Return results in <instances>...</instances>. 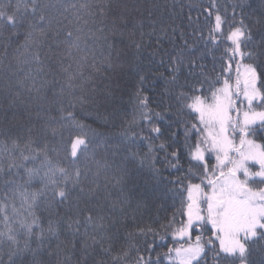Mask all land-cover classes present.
<instances>
[{
	"label": "snow or ice",
	"instance_id": "obj_1",
	"mask_svg": "<svg viewBox=\"0 0 264 264\" xmlns=\"http://www.w3.org/2000/svg\"><path fill=\"white\" fill-rule=\"evenodd\" d=\"M245 6L252 7L245 5L244 0H240L239 5H233L231 20L217 13L214 23H210L208 27V35L204 37L205 43L226 45L219 58L220 72L214 79L201 72L200 75H203L204 79L194 83L186 80L181 84L176 76L168 81L174 87L189 88L192 95L189 91L181 90L175 94V100L180 103L181 111L189 109L190 114L198 116L197 122L190 126L186 124L185 127L190 165L187 174L170 181L174 185H180L178 192L181 195V209L173 215L167 225L160 226L164 232L163 236L151 227L141 228L138 232H129L126 237L129 242L128 248L117 255H112V251L120 243L122 221L115 216L106 217L99 214L104 212L102 205L95 209L96 216L89 214L81 221V213L86 209L89 213L94 210L88 209L87 203L95 197L96 188L86 190L81 185V172L78 167L72 171L53 164L47 154V144L42 147L36 146L39 144L40 136L39 133L34 135L35 124L17 126L12 123L18 120L16 108L19 92L8 100L6 107L0 105V161L7 159L10 173L15 172L19 175V170L23 169L26 176L23 183L12 179L5 181L6 186L13 185V187L9 188L11 195L6 194L0 200V217L3 223V229H0V254L4 247L8 249V259L5 261L0 258V264H26V261L28 264H122V261L129 259L131 250L134 249L137 253L141 251L131 243L137 235L147 236L151 233L154 237L164 240L169 230L175 243L180 241L187 243L186 247L182 243L178 247L170 246L168 253L165 254L171 260L172 254L175 253V261H178V264H201L209 251L213 253L212 259L215 261L238 258L240 264H253L249 259L252 245L264 241V144L249 138L264 132V110L256 111L254 108V104H258L264 109V71L259 73L257 71L264 70V0H258L257 6L253 8L255 17L248 18L250 21L248 23L245 22V18L235 20V8L242 9L243 17ZM112 7L110 0H101L96 4L85 0L78 7L75 4L66 5L63 0H56L55 3H41L40 0H31V3H28L25 0L23 4L21 0H16L15 4H12L11 0H0V35L7 34L9 40L18 39L23 35L22 47L28 53L24 62L40 65L36 71L42 73L44 61L41 59L40 48L48 40L50 32L54 36H59L60 30L54 26L60 24L59 18L64 17V13L72 10L76 20H80L82 14L95 17L98 13L104 18ZM123 7L127 9L128 6ZM54 42L65 45L63 58L69 63L67 67L60 69L65 77V82L61 84V95L65 92L71 95L75 88L83 87V83L78 85L76 81L83 79V72L80 69L87 62V56L77 54L85 52L86 49L81 47L80 37L73 38L71 31L66 33L63 41ZM212 51H215V48ZM237 57L240 59L237 60ZM244 60L252 63L243 64L244 70L241 73L239 66ZM173 62H176L175 59ZM233 62L238 65L235 84L232 82L231 73ZM73 63L76 65L75 71H72ZM29 71L31 72V69ZM176 71L179 69L177 68ZM241 78H243V89H241ZM143 80L144 77H141V82ZM258 83L261 87H257ZM205 84L208 85L207 88ZM197 92L201 95L194 94ZM112 94L111 91H107L104 95L107 98ZM91 99L94 100V97ZM244 101H247V109L241 112ZM78 102L85 104L88 101L81 97L78 98ZM136 102L141 110L140 120L133 118L127 122L121 133L122 143L149 141L152 137L138 135L132 129L141 122L152 124L153 115L163 119L162 113H153L148 108V98L142 96L139 91ZM9 111L12 112L11 116L8 114ZM232 112H236V115L233 116ZM47 127L46 124L45 128ZM76 127L84 133V136H78L72 141L73 166L76 165L80 153H87L89 143L85 138L88 126L76 123ZM52 131L55 133L56 129L52 128ZM150 131L155 133L156 137L161 135L159 127H153ZM190 135H197L194 146L187 143ZM237 136H239L238 144ZM158 147L165 149V144L161 143ZM157 150V146L152 143H147V151L143 154L129 149L119 165L121 178L118 182H122L127 177L129 166H135L137 162L141 167L148 165L152 178L159 181L161 169L155 167L159 160L155 154ZM206 153H215V164L209 166L207 160L210 157L206 156ZM41 156L43 160L39 167L25 166L27 162H34ZM165 160L168 161L170 168L180 171L178 151H173L170 158L166 156ZM172 160L176 163H172ZM250 163L258 165L259 170L252 171L249 167ZM98 166L107 167L99 163ZM42 169L43 174H41ZM0 173H4L2 164H0ZM240 174L243 175V179L240 178ZM193 180H199L200 183H193ZM34 181H39L41 188L29 191L28 186ZM185 181H187L186 196L183 195ZM76 189H79V196L72 207L76 218L68 216L65 219L58 216L57 219H49L45 228L41 217L37 216L35 211L41 203V198L51 193V200H46L45 207L52 209L55 204L67 201L70 192ZM81 197L85 198V207H80ZM17 200L20 201L19 208L16 204ZM201 204H206V209L201 208ZM111 207L114 212L116 205L113 204ZM177 214L186 217L179 222L178 227L175 219ZM208 225H211V236L205 239L202 233L207 230ZM65 226V230L70 231L72 235V240L67 243L60 240L61 228ZM81 227L84 229L83 232L80 230ZM193 231L201 232V235L195 237L194 242ZM77 237L82 239L77 240ZM53 239L57 241L54 248L51 245ZM33 241L37 244L35 248L32 247ZM45 241L48 243L45 244ZM106 242H108L107 247H105ZM216 242L219 243L218 249ZM153 244L145 242L143 251L149 253L154 251ZM261 250L264 251V245H261ZM45 251L49 257L48 261L41 258ZM100 255L108 256L110 260L95 259ZM135 264H160V261L153 260L150 255L148 258L138 255ZM261 264H264V260Z\"/></svg>",
	"mask_w": 264,
	"mask_h": 264
},
{
	"label": "trees",
	"instance_id": "obj_2",
	"mask_svg": "<svg viewBox=\"0 0 264 264\" xmlns=\"http://www.w3.org/2000/svg\"><path fill=\"white\" fill-rule=\"evenodd\" d=\"M11 2L15 4L16 0ZM24 2L25 0H21L22 4ZM26 2L31 3V0ZM40 2L55 3L56 0H40ZM63 2L78 7L85 0H63ZM89 2L96 4L101 0H89ZM110 2L113 7L104 18L98 13L95 17L82 14L81 19L76 20L72 10L59 18L60 24L54 26L59 28V36H54L50 32L48 40L40 48L41 59L44 61L42 73L36 71L40 65L24 62L28 53L22 47L23 35L12 40L7 38V34L0 35V105L6 107L8 100L19 92L16 108L18 120L12 123L17 126L35 124L34 135L39 133L40 136L39 144L36 146L42 147L47 144V154L53 164L72 171L78 167L81 172V185L86 190L96 188L95 197L87 203V208L94 210L89 213L86 209L81 213V221L86 215L96 216L95 209L101 205L104 206V212L99 214L106 217L115 216L122 221L121 240L112 251V255H117L128 248L129 242L126 237L129 232H138L141 228L151 227L163 236L164 232L160 226L167 225L173 215L181 209V195L178 192L180 185H174L170 181L187 174L190 165L185 127L186 124L190 126L197 122L198 116L190 114L189 109L181 111L180 103L175 100V94L181 90L189 91L192 95L189 88L180 89L168 81L176 76L181 84L186 80L194 83L204 79V76L200 75L201 72L213 79L216 77L220 72L219 58L226 45L206 44L204 37H207L208 27L210 23H214L217 13L226 16L229 20L233 19V5H239L240 0H110ZM244 3L252 7H244L243 17L242 9L236 7L235 20L245 18V22L248 23L250 22L248 18L255 17L253 8L257 6L258 0H244ZM124 5L128 6L127 9L123 7ZM77 29L80 31L78 32ZM227 30L225 26V31ZM68 31L73 33V38L80 37L81 47L86 51L77 55H86L87 62L80 69L83 72V79L76 81L78 85L83 83V87L75 88L71 95L67 92L61 95V84L65 82V77L60 69L67 67L69 61L63 58L65 45L54 41H63ZM213 48L215 51H212ZM248 63L252 61L241 62L240 72L242 65ZM237 67L238 65L233 62L232 82L236 80ZM177 68L179 71H176ZM75 70L76 65L73 63L72 71ZM257 71L259 73L264 70ZM141 77H144L142 82ZM205 87L207 88L208 85L205 84ZM257 87H261L260 83ZM107 91L113 94L105 98L104 94ZM138 91L148 98V108L153 113H162L163 119L153 115L152 124L141 122L132 129L138 135L152 137L149 141L122 143L121 133L127 122L133 118L140 120L141 110L136 102ZM194 94L201 95L199 92ZM81 97L88 102L85 104L78 102V98ZM93 97L94 100L91 99ZM245 105L242 112L247 109V102ZM254 108L256 111L264 110L258 104H254ZM8 114L11 116L12 112L9 111ZM76 123L88 126L85 138L89 143L87 153H80L76 165L73 166L72 141L78 136H84V133L76 127ZM46 124L47 128H45ZM153 127H159L161 135L156 137L155 133L150 131ZM52 128L56 129L55 133ZM252 138L259 144H264V132ZM196 140L197 135H190L187 143L194 146ZM147 143L157 146L158 150L155 154L159 160L155 167L161 169V179L159 181L153 179L148 165L141 167L137 162L135 166H129L127 177L122 182H118L121 178L119 165L123 162V157L128 154V150L143 154L147 151ZM161 143L165 144V149H159ZM173 151H178L180 155V171L170 168L168 161L165 160L166 156L170 158ZM206 156L210 157L207 160L209 166L215 164L212 156L207 153ZM42 160L41 156L34 162H27L25 166L39 167ZM98 163L107 167H99ZM172 163L176 161L172 160ZM0 164L4 168V173H0V200H2L6 194L11 195L9 188L13 187V185L6 186L5 181L12 179L23 183L26 176L23 169L19 170V175L15 172L10 173L7 159L0 161ZM192 182L200 183L199 180ZM184 183L183 195L186 196L187 181ZM40 188L39 181H34L28 186L29 191ZM78 196L79 189H76L70 192L67 201L55 204L52 209H46V200H51V193H48L46 197L41 198V203L35 210L36 215L41 217L45 228L49 219H57L58 216L65 219L72 216L75 219L72 207L76 204ZM84 200L85 198L81 197L80 207H85ZM16 204L19 208L20 201L17 200ZM113 204L116 205L114 212L111 207ZM185 218L179 214L175 215L176 226L178 227L179 222ZM65 228L66 226L61 228L60 240L67 243L72 240V235ZM0 229H3L2 217H0ZM80 230L83 232V227ZM202 234L205 239L211 236L209 225ZM196 236H192L193 242ZM80 239L82 237H77V240ZM145 242L153 244L155 250L151 253L143 251ZM47 243L48 241H45V244ZM56 243L55 239L51 240L53 248ZM131 243L141 251L137 253L134 249L131 250L129 259L122 261V264H135L138 255L145 258L150 255L153 260L159 259L160 264H174L173 254L171 260L165 254L168 253L170 246L177 247L181 243L185 245L186 241L175 243L169 230L164 240L149 233L147 236L137 235ZM261 245H264V241L252 245L249 259L253 264H261L264 260ZM107 246L108 242L105 243V247ZM32 247H37L35 241ZM97 251H99L98 247ZM7 252V247H4L0 258L6 261ZM212 255L213 253L209 251L205 257L206 264H240L238 258L215 261ZM41 258L48 261L47 251L43 252ZM28 259L30 261V254ZM95 259L110 260V257L100 255ZM205 261H201V264H205Z\"/></svg>",
	"mask_w": 264,
	"mask_h": 264
},
{
	"label": "rangeland",
	"instance_id": "obj_3",
	"mask_svg": "<svg viewBox=\"0 0 264 264\" xmlns=\"http://www.w3.org/2000/svg\"><path fill=\"white\" fill-rule=\"evenodd\" d=\"M243 67H242V70H241V73H243ZM233 84H235V81L233 82ZM241 89H243V78H241ZM242 95H243V93H242V91H241V98H242ZM235 98V97H234ZM246 102L247 101H244V105H243V108L241 109V112H242V110L244 109V107L246 106L245 104H246ZM232 115L233 116H235L236 115V112H232ZM250 139H253L252 137H249ZM256 142L258 143V141L256 140ZM236 143L238 144L239 143V136H237L236 137ZM207 154H209V153H207ZM210 156H212L213 157V160L215 159V153H210L209 154ZM215 163H216V160H215ZM249 167L251 168V170L252 171H258L259 170V166L258 165H256V164H254V163H250V165H249ZM240 178L241 179H243V175L242 174H240ZM206 191H207V189H206ZM200 207L201 208H204V209H206V204H201L200 205ZM202 214H205L206 215V213H202ZM186 219V218H185ZM209 227H210V229H211V225H209ZM197 232H198V235H201V232L200 231H196V232H192V236H196L197 235ZM185 247L187 246V243L184 245ZM216 246L217 247H219V243L218 242H216ZM178 247V246H177ZM173 261L174 262H178V261H175V253H173Z\"/></svg>",
	"mask_w": 264,
	"mask_h": 264
}]
</instances>
